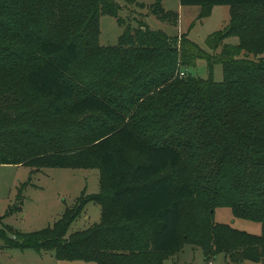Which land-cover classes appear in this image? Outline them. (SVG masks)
Wrapping results in <instances>:
<instances>
[{"label": "trees", "instance_id": "16d2710c", "mask_svg": "<svg viewBox=\"0 0 264 264\" xmlns=\"http://www.w3.org/2000/svg\"><path fill=\"white\" fill-rule=\"evenodd\" d=\"M179 2L200 5L199 19L231 8L207 37L212 53L142 20L100 45V16L121 20L115 0H0V51H14L0 59V85L11 86L6 65L19 58L27 89L0 98V164L101 173L100 192L82 194L53 226L15 239L0 229L6 245L96 264H163L187 243L207 261L264 259V0ZM149 11L177 20L162 0ZM232 36L237 43L224 42ZM200 59L208 78L185 71ZM77 64L82 89L66 78ZM88 202L100 206L99 222L66 236ZM217 207L261 223V233L217 222Z\"/></svg>", "mask_w": 264, "mask_h": 264}, {"label": "rangeland", "instance_id": "374dc122", "mask_svg": "<svg viewBox=\"0 0 264 264\" xmlns=\"http://www.w3.org/2000/svg\"><path fill=\"white\" fill-rule=\"evenodd\" d=\"M120 6V21L111 15L100 16L99 44L112 46L118 43V39L127 28H136L140 20L152 30L161 31L171 37H177L186 33L188 38L198 44L202 49L211 52L207 45V37L214 31L226 27L230 20L231 8L227 5H217L211 10L209 16L199 19L200 5H182L179 0H162V6L167 12L177 16V20H163L149 11V5L155 0H115ZM225 43L235 44L238 38L235 36L224 40ZM7 52V53H6ZM14 51H0V59ZM218 52V51H217ZM241 52L240 55H242ZM35 55V54H34ZM31 55L30 58H33ZM253 56L252 54L250 55ZM263 57L264 51L257 57ZM26 63V58L22 59ZM20 59L8 62L6 67L12 66L8 78L9 87L0 85L4 91L0 98L19 100L22 90L27 91L24 81L25 71L19 67ZM0 67L2 63L0 62ZM80 64L67 75V81L74 86L84 85L79 81ZM191 76L201 78L209 77V67L203 59L197 61L195 66L185 69ZM180 76V74L178 73ZM212 77L220 82L223 78L222 66L214 65ZM125 82V81H124ZM83 92V91H81ZM3 95V96H2ZM80 96V90L76 93ZM1 100V99H0ZM43 98L29 94L27 101L42 103ZM209 171V169H207ZM100 170L97 168H34L21 164H0V229L5 235L15 239L16 233H30L53 226L67 208L73 207L79 197L99 193L101 189ZM183 177H188L187 172L182 171ZM106 192V191H105ZM14 207H16L14 209ZM9 208L14 209L10 214ZM101 209L98 204L88 202L80 215L70 225L66 236L86 229L100 220ZM215 220L227 223L234 228L244 230L252 234H260L262 224L247 219L234 218L230 208L217 207ZM0 264H96L81 260L68 261L56 258L52 249L36 250L34 248H20L6 245L0 238ZM163 264H264V259L258 262L249 260L233 263L229 257L219 254L215 259L207 261L200 247L192 244H183L179 252L169 257Z\"/></svg>", "mask_w": 264, "mask_h": 264}, {"label": "built area", "instance_id": "2783aa9c", "mask_svg": "<svg viewBox=\"0 0 264 264\" xmlns=\"http://www.w3.org/2000/svg\"><path fill=\"white\" fill-rule=\"evenodd\" d=\"M179 74H180V76H183L184 75V71H180Z\"/></svg>", "mask_w": 264, "mask_h": 264}]
</instances>
